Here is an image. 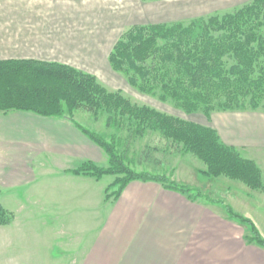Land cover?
<instances>
[{"label": "crops", "instance_id": "crops-1", "mask_svg": "<svg viewBox=\"0 0 264 264\" xmlns=\"http://www.w3.org/2000/svg\"><path fill=\"white\" fill-rule=\"evenodd\" d=\"M31 2L0 0V60L60 62L54 53L97 48L80 14L33 10ZM109 25V16L99 19L102 43L109 40ZM75 123L68 116L0 112V138L13 142L17 133L41 156L37 174L28 159L0 157V203L14 215L10 225L0 226V264H264V248L250 243L222 206L151 181H133L119 197L108 198L113 182L105 184L106 176L73 174L84 163L109 164L106 152ZM234 123L233 142L226 144L254 161L264 180V114L239 123L236 135ZM244 205L264 236V191L249 194Z\"/></svg>", "mask_w": 264, "mask_h": 264}, {"label": "trees", "instance_id": "trees-1", "mask_svg": "<svg viewBox=\"0 0 264 264\" xmlns=\"http://www.w3.org/2000/svg\"><path fill=\"white\" fill-rule=\"evenodd\" d=\"M110 64L139 91L161 101L172 100L188 114L201 112L210 117L217 111L264 112V0H252L232 13L187 23L133 27L116 44ZM80 108L97 119L105 115L107 128L126 129L132 139L159 132L205 165L206 169L199 171L203 177L227 178L252 191H264L260 167L239 149L226 145L211 127L134 103L121 92L109 91L95 76L68 65L0 60V112L62 118ZM75 124L106 152L109 165L104 168L88 162L73 174L98 180L115 176L107 192L116 190L108 198L119 197L133 181L157 182L190 199L199 197L200 192L188 185L131 170L113 144ZM149 155L147 152V158ZM225 210L231 219L246 226L250 243L264 248V237L251 219L230 206ZM13 220L14 215L0 203V226L10 225Z\"/></svg>", "mask_w": 264, "mask_h": 264}, {"label": "rangeland", "instance_id": "rangeland-1", "mask_svg": "<svg viewBox=\"0 0 264 264\" xmlns=\"http://www.w3.org/2000/svg\"><path fill=\"white\" fill-rule=\"evenodd\" d=\"M251 1L161 0L157 2H143L142 0H86L85 3L55 2L48 4V2L41 1L39 3L37 0H32L31 9H40L48 12L56 11L59 8H62V11L71 10L81 15L83 24L86 21V32H90L91 35L94 32L95 40L92 42H95V46L97 47L95 50L56 52L51 58L61 61L52 63L68 65L95 76L109 91L121 92L134 103L149 106L159 112L186 121L211 127L218 132L225 144H230L233 142L231 140V134H233L231 132L232 122H235L236 135V127H239V123H245L248 117L251 118L252 115L264 114V112L251 110L238 112L217 111L213 112L210 117L205 116L201 112L188 114L183 109L177 107L172 100L161 101L158 97L149 93H143L133 87L129 83L126 75L112 68L110 55L122 36L133 27L177 22L187 23L196 18H208L215 14L223 15L232 13L237 8ZM13 5L16 8L20 6L18 2H14ZM40 5L42 8H38ZM1 7L3 10H6L5 6L1 5ZM103 16H109L110 20L109 40L105 43L98 40V36L101 34L99 19L102 20ZM63 62H68L69 64ZM16 112L11 111L9 114ZM66 116L72 119L75 118L77 123L96 133L104 141L113 144L116 151L124 157L126 166L131 170L137 173H149L151 175L165 177L169 181L188 185L192 189L200 192L199 197L192 199L193 201L207 202L214 206L218 205V208H221V206L224 208L230 206L234 209V212L245 218L248 217L244 203L247 202L249 194L253 195L254 192L258 191H252L244 184L231 181L227 178L213 179L201 176L199 171L205 170V165L196 156L180 150V147L167 141L159 132L151 131L144 138L132 139L129 138V132L126 129L107 128L105 115H101L97 119L88 110L80 108L72 116ZM15 134L13 142L9 141L8 138H0V157L28 159L31 163L30 170L33 171V174L39 173L38 160L41 158L40 154L30 147L23 146V138L19 137L17 133ZM147 152L150 154L149 158L146 156ZM115 179V176H106L105 184L107 182H114ZM115 190L116 188L111 192ZM192 194L195 197V193ZM243 228L246 230L245 233L250 235L246 226H243Z\"/></svg>", "mask_w": 264, "mask_h": 264}]
</instances>
